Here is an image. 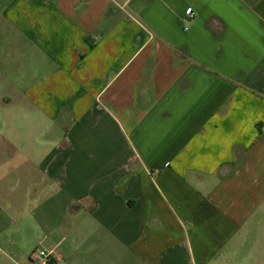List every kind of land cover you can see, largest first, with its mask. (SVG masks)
<instances>
[{
  "label": "crops",
  "instance_id": "crops-1",
  "mask_svg": "<svg viewBox=\"0 0 264 264\" xmlns=\"http://www.w3.org/2000/svg\"><path fill=\"white\" fill-rule=\"evenodd\" d=\"M0 16L18 35L6 107L42 115L12 136L0 120L32 165L5 175L33 174L0 264L37 248L51 264H264V0H0ZM53 216L86 224L70 237Z\"/></svg>",
  "mask_w": 264,
  "mask_h": 264
},
{
  "label": "rangeland",
  "instance_id": "rangeland-1",
  "mask_svg": "<svg viewBox=\"0 0 264 264\" xmlns=\"http://www.w3.org/2000/svg\"><path fill=\"white\" fill-rule=\"evenodd\" d=\"M4 36V38H3ZM17 33L14 30L7 29L4 25V20L0 16V69L3 70L4 65L7 63L6 58L7 54L12 59L14 53H16L15 49L18 46H15ZM7 40V43L5 42ZM15 46V47H14ZM13 53V54H12ZM9 61V60H8ZM7 77L0 79V120L5 124V128H10V132L8 133L10 136L16 132H23L22 129L17 127V122L20 123L21 128H25L27 131H30V127L34 125L37 120L42 119V115L32 108H24L21 111L14 110L12 108L7 109L8 104L12 106V104L18 102L17 95L14 93H2V84H5ZM5 87V86H4ZM6 88V87H5ZM12 144L7 145V143L2 142L0 140V231H7L18 228V224L15 226L8 225L10 219L17 220V217L12 216L11 213L17 215L23 207H27V201L23 196L24 191H27V187L33 182V174L21 175L19 179V174H14V177L11 178L8 175H5L6 168L8 165L15 167V172L18 171V164L30 165L31 163L25 162V158H20L17 156L13 149L17 147H13V141L10 142ZM27 144L28 142H24ZM34 144V142H31ZM18 152V151H17ZM36 159V158H35ZM33 164V163H32ZM32 166V165H30ZM30 171V168H29ZM5 175V176H4ZM27 220H34L33 216H28ZM79 219H74V221H69L68 219L62 220V218H56L53 216V222L50 224L52 227H56L58 231H64L70 237L75 236L74 227L76 228V234L78 235L80 232L82 233V229L84 224H80V226H76ZM9 227V229H8ZM44 233H48V230L44 229ZM34 232L32 235H35ZM62 234V233H61ZM7 234L2 235L1 237H5ZM0 237V238H1ZM68 244L70 242L68 241ZM79 245V244H78ZM84 247V246H83ZM38 249V248H37ZM64 253V252H62ZM75 256L77 258H81L83 256L82 250L80 253H76Z\"/></svg>",
  "mask_w": 264,
  "mask_h": 264
},
{
  "label": "built area",
  "instance_id": "built-area-1",
  "mask_svg": "<svg viewBox=\"0 0 264 264\" xmlns=\"http://www.w3.org/2000/svg\"><path fill=\"white\" fill-rule=\"evenodd\" d=\"M187 18L193 19L194 14L191 10H187ZM52 263V251L44 248H38L33 253L32 264H51Z\"/></svg>",
  "mask_w": 264,
  "mask_h": 264
}]
</instances>
